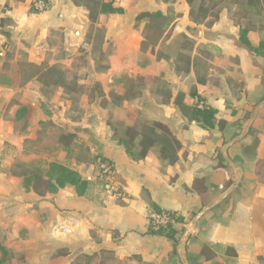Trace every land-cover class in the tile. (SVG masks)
<instances>
[{"label": "crops", "instance_id": "obj_1", "mask_svg": "<svg viewBox=\"0 0 264 264\" xmlns=\"http://www.w3.org/2000/svg\"><path fill=\"white\" fill-rule=\"evenodd\" d=\"M104 2L50 0L38 13L31 0H0V241L13 264H71L80 254L99 262L105 250L128 264H264V105L250 125L264 102V55L240 38L247 27L258 46L264 25L256 15L246 22L238 6L223 1L207 12L219 16L210 26L191 20L187 0H115L119 12L103 11ZM155 12L168 24L159 43L142 51L156 20L138 17ZM97 32L103 39L94 45ZM180 52L191 58L188 72L178 69L186 64ZM26 62L73 70L78 90L47 88L36 78L21 84ZM138 77L140 95L126 86ZM194 89L235 137L225 142L218 126L204 129L181 111L176 97L192 106ZM129 92L135 94L122 99ZM140 120L170 127L181 143L175 164L157 146L135 160L119 144L117 123ZM248 128L249 141L242 142L247 133L232 142ZM102 158L114 165L106 183L94 179ZM17 162L44 169L58 162L96 185L90 196L72 185L41 196L13 173ZM152 204L184 217L174 223L185 227L177 246L148 232ZM203 244L214 252L210 258L200 254Z\"/></svg>", "mask_w": 264, "mask_h": 264}, {"label": "trees", "instance_id": "obj_2", "mask_svg": "<svg viewBox=\"0 0 264 264\" xmlns=\"http://www.w3.org/2000/svg\"><path fill=\"white\" fill-rule=\"evenodd\" d=\"M190 9V18L196 24H206L208 26L214 24L219 16L216 15L212 18H207V12L211 10L214 6L219 4L220 1L215 0H187ZM213 2H215L213 4ZM264 0H236L233 2L236 6L240 8L243 12L246 11L247 14L242 17L247 22H251L252 17L249 16L250 13L257 14L263 8ZM112 2H104L103 11L109 12H119L120 9L112 8ZM256 7H259V10H255ZM254 11V12H252ZM162 14L160 12L147 13L138 17L142 19L148 17L150 19L156 20L154 23H150L148 30L144 35V39L141 43V50L147 51L149 47L157 45L161 38L163 37L164 26L168 22H161ZM241 18H235V22L239 24ZM94 20V19H92ZM249 29L244 27L241 29L240 38L243 43H245L252 51L257 54L264 55V41H261L258 46H253L249 39L247 38V33ZM186 47L193 48L194 41L187 40L185 41ZM178 60L185 61L186 64L178 69L188 72L190 70V57L183 55L181 52L177 56ZM19 72L21 75V84H25L34 78H36L44 87L55 88V87H64L69 90H77L78 88V78L75 74L72 76L68 75V70L61 65H52L46 66L43 64H38L35 62H26L21 63L19 66ZM143 77H138L135 79H130L134 82L133 86L129 87L131 91L135 90L137 95H140L142 92V81ZM130 94H135L133 92L127 93L123 96L122 99L127 97ZM190 95L198 98V102L192 106H188L184 102L182 94H179L175 103L179 106L181 111L189 117L190 120L197 122L204 129H212L216 126L223 132L225 142L229 138L235 137L233 135L227 134L228 122L226 120L217 118V109L213 106L207 104L204 99L197 93L194 89L190 92ZM132 96V95H131ZM114 136L116 137L119 144L123 145L126 152L135 160H141L145 158L149 150L157 146L159 147L160 156L162 159L167 160L169 164H175L179 159V150L181 148L180 141L173 134L170 127L160 121H149V120H140L133 125L124 127V130L118 131L114 129ZM253 134V128H251L248 135L244 138L245 140H250V137ZM69 137L68 134H63L60 137L61 141L67 140ZM138 140L139 150L136 151V141ZM220 164L224 167H227L226 161L223 156L218 154ZM105 159V158H102ZM13 173L18 176L23 177V185L28 190H33L39 195H45L48 192L54 193L59 189L72 185L74 186L76 193L81 196H90L92 190L94 189L96 183L93 180L84 179L81 174L61 163L52 162L49 164L48 168L44 169L38 164H27L25 162H17ZM105 188V184L99 183ZM153 210L158 212L163 211L158 205H151ZM171 216L174 218L173 222H168L167 224H161L156 229L148 227V232L153 234H159L166 236L171 239L175 246L180 242V239L185 232V227H182L180 230L176 229L174 223H184V217L178 215L176 212L170 211ZM200 254L206 255V257H211L214 255V252L211 248L203 244L199 250ZM96 255L80 254L71 264H111V261H115L116 258L113 252L105 250L101 252V259L99 262L95 261ZM0 264H13L12 255L9 249L0 241Z\"/></svg>", "mask_w": 264, "mask_h": 264}, {"label": "built area", "instance_id": "obj_3", "mask_svg": "<svg viewBox=\"0 0 264 264\" xmlns=\"http://www.w3.org/2000/svg\"><path fill=\"white\" fill-rule=\"evenodd\" d=\"M107 2L114 3L115 0H105ZM31 6L35 12H44L50 6V0H31ZM84 48L89 47V44L86 42L82 43ZM114 172V165L110 160L100 159L99 162V173L94 178L95 180H101L103 182H109L112 174ZM88 180H93L89 178ZM174 218L171 216L170 211L163 210L158 212L152 208L148 212V227L152 229L158 228L161 224H167L168 222H173Z\"/></svg>", "mask_w": 264, "mask_h": 264}, {"label": "rangeland", "instance_id": "obj_4", "mask_svg": "<svg viewBox=\"0 0 264 264\" xmlns=\"http://www.w3.org/2000/svg\"><path fill=\"white\" fill-rule=\"evenodd\" d=\"M234 1H236V0H223V4H225V5H228L230 8H232L233 7V2ZM255 10H259V7H256L255 8ZM252 12H254V11H252ZM241 14H242V16L243 15H246L247 14V12L246 11H244L243 12V10L241 11ZM253 15H256L257 17H256V20L258 19V21L259 22H261L260 23V25H264V2H263V8H262V10L260 11V12H258L257 14H254V13H250L249 14V16H252L253 17ZM246 22H247V20H246ZM93 33V32H92ZM95 37L96 38H94V37H91L89 40H91V41H93V44L94 45H98V44H100V42H101V40L103 39V35H102V32H97L96 33V35H95ZM98 47V46H97ZM86 49V48H85ZM85 49H83V50H85ZM98 53V52H97ZM75 70V69H74ZM72 74H73V70H71V71H69L68 72V75L69 76H72ZM116 77V76H115ZM117 78L119 79V80H121V78L120 77H118L117 76ZM122 80H123V78H122ZM133 84H134V82L133 81H131V80H127L126 81V86L128 87H132L133 86ZM83 86H86V84L85 85H83ZM90 86H97L96 84H91ZM84 89L86 88V87H83ZM83 88H81L80 90H83ZM95 89H97V88H95ZM47 91H48V89H46ZM77 90H78V88H77ZM98 91H99V89H98ZM47 93H49V92H47ZM101 93V92H100ZM114 124L115 123H112V126H114ZM116 126H118V127H116V129L118 130V131H122V130H124V125L123 124H120V123H117V125ZM256 135V133L253 135V139L252 140H254L255 139V136ZM255 136V137H254ZM111 264H128V263H126V262H119V261H111L110 262Z\"/></svg>", "mask_w": 264, "mask_h": 264}, {"label": "water", "instance_id": "obj_5", "mask_svg": "<svg viewBox=\"0 0 264 264\" xmlns=\"http://www.w3.org/2000/svg\"><path fill=\"white\" fill-rule=\"evenodd\" d=\"M198 34V36L199 37H201V28H199V29H197V30H195ZM262 105H264V102H262L258 107H257V109L255 110V112H254V114H253V116H252V119H251V121H250V125H252L253 124V122H254V120L256 119V117H257V114H258V112H259V108L262 106ZM248 131H249V128L248 129H246L238 138H236V139H234L232 142H236V141H238V140H241L247 133H248ZM235 186H233V188H234ZM187 233L188 232H186L185 233V235H184V241L186 240V237H187Z\"/></svg>", "mask_w": 264, "mask_h": 264}]
</instances>
